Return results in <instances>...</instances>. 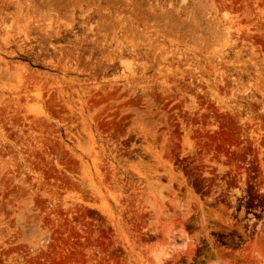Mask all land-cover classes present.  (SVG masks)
Returning <instances> with one entry per match:
<instances>
[{"label":"rangeland","instance_id":"obj_1","mask_svg":"<svg viewBox=\"0 0 264 264\" xmlns=\"http://www.w3.org/2000/svg\"><path fill=\"white\" fill-rule=\"evenodd\" d=\"M0 264H264V0H0Z\"/></svg>","mask_w":264,"mask_h":264}]
</instances>
